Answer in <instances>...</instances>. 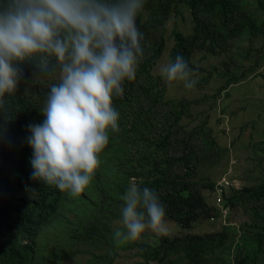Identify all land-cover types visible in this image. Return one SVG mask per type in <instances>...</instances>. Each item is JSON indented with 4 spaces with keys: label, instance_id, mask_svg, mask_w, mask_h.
<instances>
[{
    "label": "trees",
    "instance_id": "1",
    "mask_svg": "<svg viewBox=\"0 0 264 264\" xmlns=\"http://www.w3.org/2000/svg\"><path fill=\"white\" fill-rule=\"evenodd\" d=\"M180 7L187 12L189 31L170 30L164 64L182 56L199 87L215 72L220 82L207 99L221 97L228 85L249 72L259 76L264 0H144L137 16L144 55L136 79L123 83L122 97H113L119 131L109 132L85 199L74 203L68 192L32 175L29 126L43 122L50 85L58 80L35 76L39 70L33 62L18 65L23 75L15 96H6L12 107L0 110V264H56L80 247L90 255L84 264H113L119 251L132 252L138 264H264V140L255 142L254 165L244 172L258 170L249 184L235 188L231 178L226 185H217L220 179L195 181L202 165L219 164L226 148L215 142L207 115L188 126L190 101L165 97L169 86L153 71L164 52L162 28ZM238 45L245 47L233 51ZM197 53L220 57L219 67L211 63L199 77L200 67L190 63ZM231 54L246 58L247 69ZM130 179L140 189L155 191L165 207L166 223L185 233L145 232L139 242L117 244L114 233L122 228L114 223L122 220V197ZM216 188L217 207L210 206L206 196L215 197ZM231 213L246 219L227 224ZM218 218L225 222L221 229L188 232L199 221Z\"/></svg>",
    "mask_w": 264,
    "mask_h": 264
},
{
    "label": "clouds",
    "instance_id": "2",
    "mask_svg": "<svg viewBox=\"0 0 264 264\" xmlns=\"http://www.w3.org/2000/svg\"><path fill=\"white\" fill-rule=\"evenodd\" d=\"M144 0H0V110L9 111L23 73L33 62L35 76L55 77L41 124L30 125L34 179L77 197L100 165L109 132L119 131L113 97L136 79L144 51L137 16ZM167 86L196 81L180 55L160 67ZM117 244L137 242L146 230L168 235L165 207L155 191L132 183L122 197Z\"/></svg>",
    "mask_w": 264,
    "mask_h": 264
},
{
    "label": "rangeland",
    "instance_id": "3",
    "mask_svg": "<svg viewBox=\"0 0 264 264\" xmlns=\"http://www.w3.org/2000/svg\"><path fill=\"white\" fill-rule=\"evenodd\" d=\"M171 29L181 33H187L189 31L188 15L182 7L175 14L171 13L166 20L162 28V38L164 41ZM168 43L169 41H165L163 55L157 60L156 67L153 68L154 73H158L160 67L164 65ZM238 46L233 51H238L240 47H245ZM201 54L197 53L190 58V63L201 69L199 71V77L204 73L203 70L208 69L209 64L215 63L219 67L220 59V57H209V55L202 57ZM234 55L231 54V56ZM233 58L234 60L241 61V63H238L241 68L247 69L249 61L246 58H239L237 56ZM258 72L260 73L258 77H255L253 72H247L246 78L228 85L223 90L224 94L222 93V96H218L216 99H207L220 82L219 78L215 76V72H213V77L210 82L202 87L195 84L193 88L188 89L184 87L183 82L175 83L172 87H168L165 97L182 98L190 101L188 104H190L191 114L189 118H185L189 120L188 126L194 125L203 115H207L208 124L213 129L215 142L218 146L226 148L219 164L205 162L197 173L195 181L207 179L215 183L218 179L220 181H227L231 178L233 187L239 188L243 184H249L251 178L259 175L258 170L251 171L247 174L244 173L245 171L248 172L254 165L252 157L255 155V142L264 140V62ZM196 78L191 76V79L195 81L197 80ZM203 95L204 98L200 100L199 97ZM196 111L198 114L193 115ZM185 119H182V122ZM242 179L245 180L242 181ZM131 184L132 181L130 179L128 188ZM127 190H125L123 196ZM85 196L86 189L79 196L72 197V202H79L85 199ZM206 196H208V204L217 207L215 198L209 194H206ZM231 215L226 221L230 225H235L237 222L246 219L244 214H238L235 217L233 213ZM224 223V220H220L219 218L212 221H199L188 232H210L221 229ZM167 225L169 228L168 236L185 233L181 232L178 228L171 227L170 224ZM114 227L122 228L121 220L116 221ZM146 232L149 236L150 234L151 236H156L150 230H146ZM143 239L144 237L141 240ZM146 240H149V238ZM88 259H90V255H87L84 252V248L80 247L75 255L62 256L56 264H73L75 262L84 264ZM138 262V258L132 252L119 251V256L114 259L113 264H138Z\"/></svg>",
    "mask_w": 264,
    "mask_h": 264
},
{
    "label": "built area",
    "instance_id": "4",
    "mask_svg": "<svg viewBox=\"0 0 264 264\" xmlns=\"http://www.w3.org/2000/svg\"><path fill=\"white\" fill-rule=\"evenodd\" d=\"M221 184H228V182L227 181H219V182H217V185H221ZM215 201H216V205L217 206H219L218 205V203L220 202V190L219 189H217L216 188V195H215Z\"/></svg>",
    "mask_w": 264,
    "mask_h": 264
}]
</instances>
